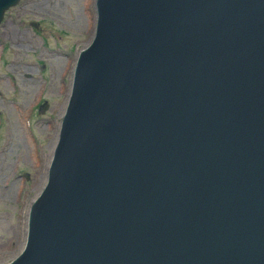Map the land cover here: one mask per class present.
Instances as JSON below:
<instances>
[{
    "label": "water",
    "instance_id": "1",
    "mask_svg": "<svg viewBox=\"0 0 264 264\" xmlns=\"http://www.w3.org/2000/svg\"><path fill=\"white\" fill-rule=\"evenodd\" d=\"M95 6L9 264H264V0Z\"/></svg>",
    "mask_w": 264,
    "mask_h": 264
},
{
    "label": "rangeland",
    "instance_id": "2",
    "mask_svg": "<svg viewBox=\"0 0 264 264\" xmlns=\"http://www.w3.org/2000/svg\"><path fill=\"white\" fill-rule=\"evenodd\" d=\"M95 3L21 0L0 25V264L25 248L30 208L47 184L78 57L95 36Z\"/></svg>",
    "mask_w": 264,
    "mask_h": 264
},
{
    "label": "bare ground",
    "instance_id": "3",
    "mask_svg": "<svg viewBox=\"0 0 264 264\" xmlns=\"http://www.w3.org/2000/svg\"><path fill=\"white\" fill-rule=\"evenodd\" d=\"M90 1V0H89ZM38 154V153H37ZM39 159V158H38ZM39 161V160H38Z\"/></svg>",
    "mask_w": 264,
    "mask_h": 264
}]
</instances>
